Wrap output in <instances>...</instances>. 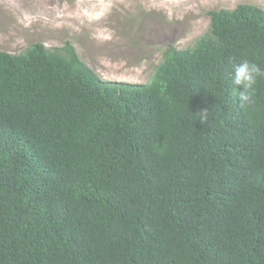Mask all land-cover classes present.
<instances>
[{
  "label": "trees",
  "instance_id": "obj_1",
  "mask_svg": "<svg viewBox=\"0 0 264 264\" xmlns=\"http://www.w3.org/2000/svg\"><path fill=\"white\" fill-rule=\"evenodd\" d=\"M208 14L143 84L0 51V264H264V78L242 103L229 63L264 69V9Z\"/></svg>",
  "mask_w": 264,
  "mask_h": 264
},
{
  "label": "rangeland",
  "instance_id": "obj_2",
  "mask_svg": "<svg viewBox=\"0 0 264 264\" xmlns=\"http://www.w3.org/2000/svg\"><path fill=\"white\" fill-rule=\"evenodd\" d=\"M264 0H0V51L71 41L103 80L147 83L170 46L188 48L209 29L208 11Z\"/></svg>",
  "mask_w": 264,
  "mask_h": 264
},
{
  "label": "clouds",
  "instance_id": "obj_3",
  "mask_svg": "<svg viewBox=\"0 0 264 264\" xmlns=\"http://www.w3.org/2000/svg\"><path fill=\"white\" fill-rule=\"evenodd\" d=\"M229 63L232 64V84L239 89L240 101L250 102L255 94L257 79L264 78V69L248 59L235 62L234 58H230ZM195 114L199 116V122L204 124L208 120L209 109L199 110Z\"/></svg>",
  "mask_w": 264,
  "mask_h": 264
}]
</instances>
